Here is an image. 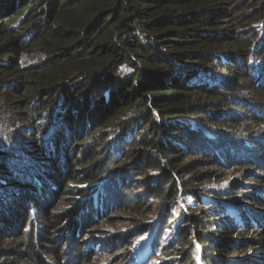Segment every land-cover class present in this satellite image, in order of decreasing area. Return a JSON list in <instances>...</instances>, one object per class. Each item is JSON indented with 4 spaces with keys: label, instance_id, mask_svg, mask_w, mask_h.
Wrapping results in <instances>:
<instances>
[{
    "label": "trees",
    "instance_id": "1",
    "mask_svg": "<svg viewBox=\"0 0 264 264\" xmlns=\"http://www.w3.org/2000/svg\"><path fill=\"white\" fill-rule=\"evenodd\" d=\"M32 51L45 58L21 66L19 54ZM221 68L237 76L234 82ZM224 119L227 128L213 129ZM88 139L101 168L112 165L119 175L66 187V255L48 252L52 260L42 257L40 264H75V255L96 254L85 237L77 239L99 226L95 220L108 215L110 201L124 198L125 181H140L138 195L155 196L161 210L149 209L158 216L181 209L172 226L182 245L180 264H198L196 243L204 246V221L214 217L217 246L237 237L235 248L249 243L259 251L249 264H264V196L258 194L264 187L230 196L195 184L183 164L192 144L199 155L207 146L210 166L250 165L264 155V0H0V239L18 226L24 246H55L62 220L48 226L49 213L40 221L38 207L48 205L43 197L59 189L68 161L83 151L75 146ZM116 159L124 162L115 166ZM181 192L196 200L185 212ZM252 198L257 211L245 204ZM221 249L202 264L226 263Z\"/></svg>",
    "mask_w": 264,
    "mask_h": 264
},
{
    "label": "rangeland",
    "instance_id": "2",
    "mask_svg": "<svg viewBox=\"0 0 264 264\" xmlns=\"http://www.w3.org/2000/svg\"><path fill=\"white\" fill-rule=\"evenodd\" d=\"M44 58L45 57L42 52H22L19 54L18 62L23 67H29L36 65ZM224 61L226 60L224 59ZM220 73L230 77L231 82H234V79L237 77L234 76L233 78L232 71L225 70L224 68H221ZM213 110H222V108L220 106L214 107ZM200 115L206 116L205 114ZM215 119L219 118L215 117ZM227 120L228 119H224V122L221 121V123H214L213 129L223 130L227 128L229 126V124H225V121ZM90 145L91 139H88L75 146L77 152L79 150L83 151L76 153L77 155L75 154L76 157H73L75 160L68 161V171L66 173L68 176H66V178L75 179L76 181L72 180L71 183H63L66 178H64L63 181L60 180L59 189L54 192L53 196L43 197V200L48 198L46 200L48 205L43 206L40 204L38 207L37 217L41 219L40 221H43L45 212L49 213L50 219L48 218L45 220L48 226L51 223H55L54 218H57L58 216L62 220L61 226L58 228L62 230H58L54 235L55 246L42 241L38 243L37 249L32 250L29 247L24 246L23 236L19 233L20 227H15V225H13L15 228L9 229L8 231H2L3 235L0 239L2 240L0 243V264H40L39 259L48 257L52 260L48 252H52L57 249H60L62 255H66L67 238L70 233L68 232L70 224H64L63 221L68 217L67 211L69 208L66 207L68 203L65 199L68 194L64 195L67 191L66 187H69V190H73L77 185L78 187H81L78 184L81 182L78 180L89 181L92 177L99 179L97 182L102 183L113 173L118 174L119 170L113 169L112 165H110L106 170L107 172H105L101 168L103 167L101 166L102 159H96L98 158V152L94 151V147H91ZM190 147L192 149V153L183 160V164L189 168L188 173H190L191 176H196L194 180L195 184L200 186L209 185L214 189L220 187L221 189L228 191L230 196L235 197H243L251 194L252 190L250 186H257L256 189H258L259 186L264 187V177H261L258 180L249 178V175L253 173L262 174V176L264 175V155L259 162L252 161L250 162V165L239 163L236 166H232L233 162H226V167L221 165L218 166V164L210 166V163H213L211 158L204 155L210 151L207 146H205V152L202 155H199L198 152L195 151V144H192ZM73 150L74 149L71 151ZM102 151L103 148L100 152ZM261 151H263V149ZM261 151H259V153L257 152V155L260 154ZM118 160H115V166H120V164L124 161L131 164L134 161V158H128L121 162H117ZM260 162H263V164L259 165ZM104 169H106L105 166ZM209 171L211 173L207 174ZM114 177L117 176L114 175ZM204 178H206V180H203ZM93 184L95 185V182ZM244 185L249 186L246 187ZM84 186L86 187L87 185ZM88 189L87 193H90L92 189ZM119 189V193L124 198L121 201L118 200L117 202H112L108 199L111 202L110 204L113 206L109 209L107 213L108 215L102 219L97 218L95 222L100 223L99 226L92 225L86 230L83 229V233L81 235L82 238L77 239V242H80L85 237V240H88V244H90L91 248L94 247L93 249L96 254L91 256L83 253L79 258L75 255L72 258L75 264H180V261L183 258H178L176 250L182 245H180L181 242H179L180 238L177 240V234L173 233L174 228H172V226L175 223L173 216L177 215L180 217L181 214L179 212L181 209L175 210L171 207L168 211H162L160 216L156 214L159 211H150V207H153L152 209L161 210L162 206L158 204L159 202L157 203V200L155 201V196H145L143 194L138 195L139 192L144 190V186L140 184V181H136L133 184L131 181H125L124 186ZM258 194H263L262 196H264V190ZM252 195H254V192ZM156 199L161 200L159 197ZM178 199L183 212L186 211L185 205L187 202H196L195 198L186 199L182 192L179 194ZM21 204H23V202H21ZM128 204L134 207L133 211L127 209L126 206H129ZM245 204L248 207L254 206V210L256 211L257 207H259L254 198L246 200ZM21 212L23 214V210ZM216 218L217 217L208 218L204 221L205 229L203 230V236L207 240L204 242V246H202V243L196 241L197 252L194 258L197 263L202 264L204 257L208 258V256H217L216 250L217 247H220L222 248L221 250L227 252V254L225 253L224 255L227 257L225 259L228 260L226 263L224 262L225 260H220L218 264H249V261L251 259L253 260V258H251L252 252L258 253L259 251L257 249L255 250L253 245L249 243L246 244V247L248 246L246 250H242L244 247H240L242 249L235 248L239 242L237 237L233 236V238L226 236L223 240L218 239L220 240V244L217 246L214 242V237H217L215 231L218 230H216L214 227L215 224L212 221V219ZM24 222L25 221L23 219L22 223ZM69 222L70 220H68V223ZM147 226L150 227L148 229L149 231H146ZM157 227L160 229L162 228V230H159L158 232ZM250 236L251 234H246L242 236V238H249ZM152 241L154 242L155 251L153 255L151 254L150 256V245H152ZM77 242H74V245L72 244L73 247H75L74 249L78 247ZM151 251H153V245L151 247ZM74 254H76V252ZM178 259H180V261ZM220 259H223V257ZM48 264L56 263L52 261Z\"/></svg>",
    "mask_w": 264,
    "mask_h": 264
}]
</instances>
